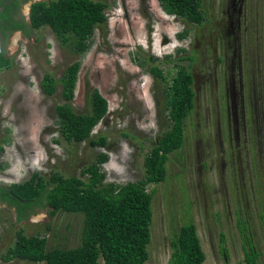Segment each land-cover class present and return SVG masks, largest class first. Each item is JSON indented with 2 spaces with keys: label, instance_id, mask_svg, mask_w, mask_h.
Listing matches in <instances>:
<instances>
[{
  "label": "rangeland",
  "instance_id": "rangeland-1",
  "mask_svg": "<svg viewBox=\"0 0 264 264\" xmlns=\"http://www.w3.org/2000/svg\"><path fill=\"white\" fill-rule=\"evenodd\" d=\"M100 1L106 21L82 56L62 47L48 26L31 28L23 38L11 34L5 49L12 64L0 70V185L35 171L78 174L99 152L108 156L101 165L106 181L142 178L143 156L168 126L163 82L149 67L158 65L169 78L176 64L188 65L180 57L191 56L194 107L183 144L168 155L165 180L147 186L152 220L146 264H167L171 236L189 221L205 253L203 264H225L221 234L229 263L246 264L245 250L252 249L256 264H264V0H202L200 25L165 13L158 0ZM75 60L81 64L69 102L86 112L90 88L107 100V112L92 130L94 137H106L104 147L64 142L54 110L64 102L61 88L52 95L40 89L45 72L58 78ZM48 210L18 220L16 207L0 202V264H46L1 258L18 229L45 236L46 249L80 243L83 215L49 216Z\"/></svg>",
  "mask_w": 264,
  "mask_h": 264
},
{
  "label": "trees",
  "instance_id": "trees-1",
  "mask_svg": "<svg viewBox=\"0 0 264 264\" xmlns=\"http://www.w3.org/2000/svg\"><path fill=\"white\" fill-rule=\"evenodd\" d=\"M158 1L165 13L188 24L200 25L205 20L202 0ZM105 8L106 3L100 0H39L31 4L30 25L33 29L48 26L62 47L73 55L82 56L91 46L95 28L106 21ZM187 33V29L178 32V39H184ZM183 50L177 48L176 51ZM185 58L188 65L176 64V71L169 78L163 75L158 65L149 67V72L163 82L168 126L144 154L142 178L125 183L106 181L101 165L108 156L99 152L78 174L64 176L50 169L45 175L35 171L23 181L0 185V202L15 206L18 220L46 206L49 207V216L59 211L80 212L83 215L78 245L46 249L45 236H26L22 229H18L13 244L1 256L4 261L19 259L46 264H101V257L103 264H146L152 220V194L147 186L165 180L168 155L182 146L185 120L194 107L193 76L189 69L193 58L180 57L182 60ZM149 59L156 60L152 56ZM11 64V59L0 51V70L9 68ZM80 64L79 60L71 62L58 78L45 72L40 89L42 93L52 95L57 85L61 88L60 97L64 102L56 104L54 110L58 132L64 142L71 144L88 140L91 146L104 147L106 137H94L92 130L106 114L107 100L96 88H90L86 92V112L74 111L69 102L74 97ZM3 152V144L0 143V157ZM3 168L0 161V170ZM223 241L221 234L220 250L225 264H233L229 263ZM169 246L171 251L167 264L204 263L205 253L196 226L191 221L179 226L171 236ZM257 256L258 253L252 249L250 252L245 250L246 264H256Z\"/></svg>",
  "mask_w": 264,
  "mask_h": 264
},
{
  "label": "flooded vegetation",
  "instance_id": "flooded-vegetation-1",
  "mask_svg": "<svg viewBox=\"0 0 264 264\" xmlns=\"http://www.w3.org/2000/svg\"><path fill=\"white\" fill-rule=\"evenodd\" d=\"M39 0H0V51L7 55L6 44L10 36L17 31L18 36L25 37L30 33L31 4ZM6 48V49H5Z\"/></svg>",
  "mask_w": 264,
  "mask_h": 264
}]
</instances>
